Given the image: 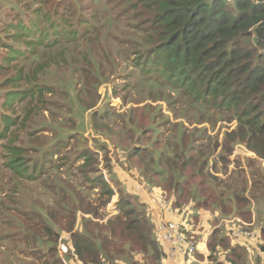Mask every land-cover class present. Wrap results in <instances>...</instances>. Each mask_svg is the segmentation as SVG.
<instances>
[{
	"label": "trees",
	"instance_id": "1",
	"mask_svg": "<svg viewBox=\"0 0 264 264\" xmlns=\"http://www.w3.org/2000/svg\"><path fill=\"white\" fill-rule=\"evenodd\" d=\"M7 9L0 18V44L1 49L9 51L8 58H23L25 50L37 56L40 49L56 50L57 55H62L70 45L74 46L76 52L70 65L89 78L86 89L72 82L65 94L76 91V97L84 99V110L98 104L99 86L111 81L109 77L118 69L125 68L123 61L130 71L115 92L116 96L123 94V104L137 101L134 91L138 95L152 91V97L156 93L171 101L176 114L187 118L191 125L201 124L202 108L207 109L210 121L215 120V114L219 115L216 121H235L236 128L223 135L222 148L223 137L220 140L219 134L213 137L199 127L190 131L184 125L179 136L167 137L162 127L168 116L159 110L151 113L141 109L139 114L130 115L131 108L119 115V124L109 118L114 112L109 104L92 115L95 132L136 150L124 159L130 163L133 156L137 158L133 172L140 171L144 178L159 183L166 174L163 181L170 191L167 198L172 199L177 210H164L170 215L165 217L166 222L178 223L193 241L208 240L210 259L226 248L220 264H247L246 250L254 244L249 238L236 239V225L222 221L234 214L244 219L246 230L252 232L250 205L264 203V173H256L254 163H249L251 170L245 173L237 159L238 169L225 173L223 180L219 162L224 161L227 172L236 144L245 145L264 161V0H14L13 7ZM101 32L116 34V44L106 46L112 58H107V63H90L80 49L89 38L95 44L101 40ZM17 73L22 75V70ZM31 94L41 95L42 90L35 85ZM186 105L199 110L197 119L185 110ZM180 106L181 113L176 111ZM4 121L2 135L8 132L7 122H12L9 117ZM107 144L100 146L107 149ZM58 148L56 144L49 145L45 152L28 159H23V146L9 148V163H13L12 170L19 172L13 174L31 182L40 181L50 159L58 156ZM222 149L230 154H221ZM89 155L93 152L89 151ZM105 164L110 175L92 173L96 175L86 181L91 193L96 190L94 186L100 188L95 200L78 186L71 189L75 194L60 191L53 207L46 201L23 215L24 244L38 232L49 245V252L36 256L38 264H62L57 245L65 234H71L75 252L84 264H168L170 246L161 235L156 237L154 228L159 222L148 194L137 190L130 178L137 173L126 176L110 161ZM62 165L66 166L65 161ZM148 165L158 167L161 173H144ZM83 169L87 170L84 174L93 171ZM109 178L112 182H108ZM191 181H195L194 185ZM65 185L68 182H62L61 189ZM115 196L118 213L104 223L101 220L108 215L107 206ZM143 206H148V213ZM37 217H41L38 222L32 219ZM186 219L190 225L194 221L191 226L196 227L199 236L189 232ZM263 235L264 227L260 236L256 235V242L264 240ZM62 245L66 248L68 242L63 240ZM136 255H142L144 260H136ZM194 256L199 264H205L204 248Z\"/></svg>",
	"mask_w": 264,
	"mask_h": 264
},
{
	"label": "rangeland",
	"instance_id": "2",
	"mask_svg": "<svg viewBox=\"0 0 264 264\" xmlns=\"http://www.w3.org/2000/svg\"><path fill=\"white\" fill-rule=\"evenodd\" d=\"M13 4L14 0H0V6L4 5L3 13L8 11L7 8H12ZM115 36L116 34L112 32H101V40L95 44L93 38L87 39V43L81 47L80 51L85 53L86 59H90V63L93 60L98 63L100 61L107 63V58H112L113 53L110 50L107 51L106 46L108 44L110 46L116 44ZM118 41L120 42V40ZM1 46L2 44H0V264H38L40 262L39 259L29 253L32 251L27 244L34 245L35 251L47 250L49 247L47 240L39 235L38 232L36 236L25 242L26 248L24 247L23 225L25 222L23 215H26L25 213H28L34 207L39 208V205L46 201L48 205L53 207V204L59 201L60 191H65L66 194L70 192L75 194V191L71 189H76L78 186L82 187L86 196L91 195L95 200L100 188L94 186L96 190L91 193L89 190L90 184L88 185L86 181L88 177L96 175L92 173H103L106 176L111 173L106 168L105 163L108 161L116 165L119 171L123 173H132L137 168L135 164L137 158H134V156L130 163L124 160L125 156L128 158L136 152V150L133 151V147L131 149L127 148L131 145H123L117 141L111 142L101 133L95 132L92 127L94 111H98L109 104L114 109L109 118L111 117L112 120L119 124L121 122L119 115L130 111L131 108L134 109L129 113L130 115L135 112L139 114L141 109L151 111V113L159 110L163 115L168 116V120L163 123L162 131L169 138L179 136L184 125L190 131H193L194 127L208 130L213 137L219 134L220 140L224 134L226 135L236 128L235 121L229 122L222 119L216 121L219 118L217 114H215V120L210 121V114L206 113L207 109L205 108L201 109L203 112L201 117L203 123L191 125L187 118L176 114L174 108L169 104L171 101L166 98L161 99L162 96L156 93L152 97V91L141 95L134 91L133 95L137 101L123 104V94L116 96L115 93L118 88L117 85L125 82L122 80L124 74L130 71L129 65H125L123 61L121 65L125 68L118 69L109 77L111 81H104L99 86L98 104L91 109L84 110L86 108L84 99L77 98L76 91L73 90L72 93L69 91L71 93L69 96L65 94L72 82L77 83L79 88L86 89L89 78L82 70L70 65L72 63L71 57L76 52L73 45H70V48L66 49L62 55H57L56 50L40 49L37 56H35L34 51L25 50V56L18 59L8 58L7 54L9 51L1 49ZM19 69L22 70V75L17 73ZM35 85L42 90L41 95L33 96L31 94V88ZM14 93H20L21 95L15 96ZM151 105L157 106L156 110L148 108ZM185 110L193 114V118H198V109H193L190 108V105H186ZM176 111L181 113V106L176 108ZM7 117L12 122H7L8 132L6 135H2L1 128L5 124L4 119ZM225 137L222 139V148ZM103 142L108 143L107 149H103L100 146ZM200 142L201 140H197V143ZM53 144L59 147L57 149L58 157L50 159L40 181L31 182L28 178L13 174L19 172L12 170L13 163H9L11 153L9 148L23 146L25 149L22 152L23 159L25 156L28 159L33 157L34 154L45 152L47 147ZM84 148L88 149V151ZM160 149L164 148L161 147ZM89 151L93 152L92 156L89 155ZM220 151L221 154H230L224 149ZM220 151H217V154ZM85 158H89V161L86 162ZM237 159H239V164H241L245 173L251 170V167L248 169L249 163H254L252 167L256 173H264V161H260V158L245 145L236 144L232 154L229 156V160L232 163L229 165L227 172L224 170V161L219 162V168L221 169L219 173L224 176L223 180L227 177L225 173H233L234 170L238 169ZM62 161H65L66 166L62 165ZM97 166L100 167V170H96ZM83 167L93 171L91 174H84L87 173V170L83 169ZM146 168L147 171L144 173H161L158 167L154 168L148 165ZM210 170H213V166L210 167ZM133 173H137V176L136 178L133 175L130 176L131 179L134 178L132 183L134 182L137 186L136 182H139L144 186L151 198L161 199L159 202L163 204L167 202L166 196H168L170 191L167 189V183L163 181L166 174L159 178V183L158 180L153 182L144 178L143 173L140 171ZM187 173H190V171ZM109 179L108 182H112L111 178ZM62 182H68V185L61 189ZM191 182L194 185L195 181ZM128 188L129 186L126 185L125 189ZM115 199L116 197L109 205L112 216L118 213L115 210ZM144 208L148 213V206ZM250 208L253 209V221L250 229H253L252 231L257 232L260 236L261 228L264 227V203L262 206H256L255 202H252ZM173 209L176 210L174 205ZM149 215L151 217L150 212ZM32 219L38 222L41 217ZM109 219H103V222L106 223ZM225 220H229V224L236 226L237 223L244 221V219L241 220L234 214L227 215L222 222ZM184 222L187 224L190 233H194V236L200 235L195 229L196 227L194 226L195 228H193L191 226L194 221H192L191 225L187 222V219ZM196 240L197 252H199L204 246L202 241ZM261 241L264 243L261 238L259 242H256L255 247L249 246L248 250H246L244 258L246 257L247 264H260L259 261L262 262L259 251H257V246L262 247ZM231 242L234 244L235 240L232 239ZM225 250L228 251L226 248H221L220 251H217V255L211 259L209 257L212 252L209 250L210 252L204 259L205 264H220L219 261L225 259ZM182 264L199 263L195 256H190L189 258L183 257Z\"/></svg>",
	"mask_w": 264,
	"mask_h": 264
},
{
	"label": "built area",
	"instance_id": "3",
	"mask_svg": "<svg viewBox=\"0 0 264 264\" xmlns=\"http://www.w3.org/2000/svg\"><path fill=\"white\" fill-rule=\"evenodd\" d=\"M160 214H164L165 211L173 212L172 207L168 203H160L158 201ZM157 229L160 232L162 240L170 246L168 264H182V258L193 256L197 252V243L184 233L183 227H180L178 223L166 222L163 218L160 219ZM234 235L237 237H245L255 239L256 233L244 231L242 229H235ZM206 250L208 251L207 245ZM262 256L264 251L259 249Z\"/></svg>",
	"mask_w": 264,
	"mask_h": 264
},
{
	"label": "clouds",
	"instance_id": "4",
	"mask_svg": "<svg viewBox=\"0 0 264 264\" xmlns=\"http://www.w3.org/2000/svg\"><path fill=\"white\" fill-rule=\"evenodd\" d=\"M58 156H55V158H57ZM220 176L222 177V178H224V176H222L221 174H220ZM110 179H108V181H109ZM138 183V186H143V185H141L139 182H137ZM116 197V201H115V210L117 211V203H118V199H117V196H115ZM114 197V198H115ZM113 198V199H114ZM166 198H167V196H166ZM153 200H155V199H153ZM161 199H156V201H160ZM165 200V199H164ZM167 200V202L166 203H168L171 207H172V209H173V202H172V199L171 200H168V198L166 199ZM113 201V200H112ZM112 202H110L109 204H108V206H107V210H106V212H107V216L105 217V219H108V218H110L112 215H111V209L109 208V205L111 204ZM173 212H174V209H173ZM79 216H80V214H79ZM90 217V216H89ZM102 222H103V220H101ZM229 220H225L224 222H228ZM78 222H79V219H78ZM240 224H242V226H236L235 227V229H242V230H246V223H244V222H242V223H240ZM157 225L158 224H156L155 225V232H157V235H156V237L158 238L159 236H160V232L158 231V229H157ZM234 229V230H235ZM234 230H233V232H234ZM247 231V230H246ZM25 232V231H24ZM248 232H250V231H248ZM253 233H256V235H257V232H254V231H252ZM233 236L237 239V238H239V237H237L236 235H234V233H233ZM242 238V237H241ZM250 239V238H249ZM63 240H65V241H67L68 242V246L66 247V248H63V245H62V242H63ZM208 241V240H207ZM250 241H256V237H255V239H250ZM206 245H207V248H208V244H207V242H206ZM28 246H29V244H28ZM24 247H25V244H24ZM26 248V247H25ZM29 248L31 249V251L32 252H29L30 254H32V255H34L35 257L37 256V255H39L40 253H42L43 251H46V252H49L48 251V249L47 250H43V251H35V247H33V246H29ZM259 249H261L262 251H264V249L261 247V246H257V251H259ZM57 250L59 251V253H60V259H61V262H62V264H84L79 258H78V256H77V254H76V252H75V248H74V246L72 245V239H71V234H65V235H62L61 237H60V239L58 240V245H57ZM208 252H209V250H208ZM259 253V256L261 257V258H263V256L261 255V253H260V251L258 252ZM194 256V255H193Z\"/></svg>",
	"mask_w": 264,
	"mask_h": 264
},
{
	"label": "crops",
	"instance_id": "5",
	"mask_svg": "<svg viewBox=\"0 0 264 264\" xmlns=\"http://www.w3.org/2000/svg\"><path fill=\"white\" fill-rule=\"evenodd\" d=\"M0 10H1L0 18H2V16H3V10H4V5H1V6H0ZM125 175H126V176H129V173H125ZM134 178H136V177H134ZM134 178H133V179H134ZM137 180H138V177H137ZM133 184H134V182H133ZM136 184H137V186H136L135 184H134V185H135V187H136L137 190L143 191V192H145L146 194H148L147 191L145 190L144 186H141V187L138 186V183H137V182H136ZM148 197H149L150 207H152V208L155 210V213H154V214H155V220H156V221L159 222L161 218L165 219V217L167 218V217L170 216L169 213L160 214L159 207H158V205H157L156 199L153 200V198H151L149 195H148ZM156 224H157V223H156ZM198 233H199V231H198ZM206 242H207V240L204 241V242L202 243L203 246H204V250H205V257H206V255L209 253V252L206 250ZM250 242L254 244V247L256 246V241H250ZM263 258H264V256H263ZM263 258H261V260H262ZM135 259L138 260V261H143V260H144L143 257H142V255H136V256H135ZM119 262H120V264H126V263L123 262V261H119ZM262 264H264L263 261H262Z\"/></svg>",
	"mask_w": 264,
	"mask_h": 264
}]
</instances>
